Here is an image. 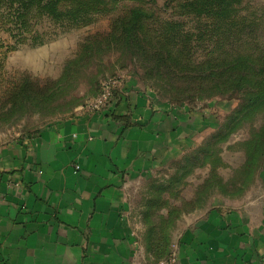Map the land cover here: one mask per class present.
I'll return each mask as SVG.
<instances>
[{
  "label": "rangeland",
  "instance_id": "1",
  "mask_svg": "<svg viewBox=\"0 0 264 264\" xmlns=\"http://www.w3.org/2000/svg\"><path fill=\"white\" fill-rule=\"evenodd\" d=\"M109 77L211 115L132 187L152 259L212 202L264 190V104L245 106L264 85V0H0V144L74 115Z\"/></svg>",
  "mask_w": 264,
  "mask_h": 264
},
{
  "label": "crops",
  "instance_id": "2",
  "mask_svg": "<svg viewBox=\"0 0 264 264\" xmlns=\"http://www.w3.org/2000/svg\"><path fill=\"white\" fill-rule=\"evenodd\" d=\"M206 110L123 79L111 106L0 144V264H157L132 216V187L192 143ZM172 249L182 264H264V190L212 202Z\"/></svg>",
  "mask_w": 264,
  "mask_h": 264
},
{
  "label": "built area",
  "instance_id": "3",
  "mask_svg": "<svg viewBox=\"0 0 264 264\" xmlns=\"http://www.w3.org/2000/svg\"><path fill=\"white\" fill-rule=\"evenodd\" d=\"M122 78L120 77H109L102 81L99 92L88 99L83 105L80 106L82 109L88 110H100L105 107L111 106L113 103L115 90L122 84ZM79 168V165H77ZM157 264H182L177 251L172 249L170 253L161 258Z\"/></svg>",
  "mask_w": 264,
  "mask_h": 264
},
{
  "label": "trees",
  "instance_id": "4",
  "mask_svg": "<svg viewBox=\"0 0 264 264\" xmlns=\"http://www.w3.org/2000/svg\"><path fill=\"white\" fill-rule=\"evenodd\" d=\"M145 14L142 10L139 8L133 9L131 14L129 15V20H125L123 24V29L126 31L125 35V43L126 46L129 47L131 46V41H132V32L136 28V25L138 23V18H140V14ZM264 104V85L260 87L257 91L250 92V94L247 95V102L246 105L247 108L249 107H256L261 106ZM246 108V107H245ZM252 110V109H249Z\"/></svg>",
  "mask_w": 264,
  "mask_h": 264
}]
</instances>
